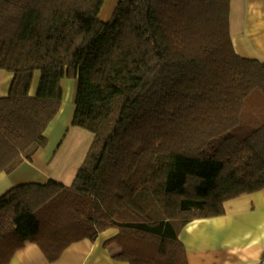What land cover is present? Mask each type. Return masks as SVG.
Instances as JSON below:
<instances>
[{
    "label": "trees",
    "instance_id": "trees-1",
    "mask_svg": "<svg viewBox=\"0 0 264 264\" xmlns=\"http://www.w3.org/2000/svg\"><path fill=\"white\" fill-rule=\"evenodd\" d=\"M105 1L0 0V173L45 147L64 78L71 126L93 136L69 186L0 195V264L28 242L55 261L110 229L115 260L188 264L186 224L264 189V61L235 53L231 0H117L102 22Z\"/></svg>",
    "mask_w": 264,
    "mask_h": 264
},
{
    "label": "crops",
    "instance_id": "crops-1",
    "mask_svg": "<svg viewBox=\"0 0 264 264\" xmlns=\"http://www.w3.org/2000/svg\"><path fill=\"white\" fill-rule=\"evenodd\" d=\"M100 18L102 21L101 14ZM229 35L237 55L264 61V0H231ZM11 80L10 73L0 70V98L8 94ZM71 91L72 95L69 93L66 97L73 107H66L63 102L44 135L58 139L64 133L66 138L72 131L76 139L71 138V145L65 149H62L63 143L52 148L49 141L30 161L21 163L10 174L0 173V195L19 184H43L50 179L66 186L72 183L93 136L83 129L67 127L74 108L76 81ZM33 92L29 90L30 95ZM62 124L67 127L66 131L62 130ZM223 206V215L193 220L180 230L179 239L185 246L188 264H263L264 189L230 199ZM115 234L116 230L110 229L93 242L72 243L55 261L47 260L36 244L28 242L8 264H128L113 259L105 246Z\"/></svg>",
    "mask_w": 264,
    "mask_h": 264
},
{
    "label": "rangeland",
    "instance_id": "rangeland-1",
    "mask_svg": "<svg viewBox=\"0 0 264 264\" xmlns=\"http://www.w3.org/2000/svg\"><path fill=\"white\" fill-rule=\"evenodd\" d=\"M116 5H117V0H106L105 1L104 5H103V7L101 9V12H100L101 17H102V22H106V21H109L110 20V17L112 15V13H113ZM100 14H99V19L101 20ZM35 76H36V80H35L36 81V86L34 88L33 84H34L35 81H33V80H34ZM33 80H32V83L33 84L31 83L30 89H31V91L34 90L33 94H35L36 93L37 86H38V81H39V72L38 71H36L34 73ZM74 83H75V80L72 79V78H64L61 81L62 103L65 102L64 104L66 105V107H69V106L72 105L71 102L67 100V97L66 96L69 93H71V95H72L71 88H72V84L74 85ZM72 107H73V105H72ZM73 110H74V108H72V111L70 113V118H69L68 124H67V127L68 128H74V127L71 126V117H72V114H73ZM62 120H65V118L62 119ZM67 127L65 128V125L62 124V127L61 128H62V130L65 128V131H66L67 130ZM84 132L89 133L86 130H84ZM71 134H72V131H69V133L67 134L66 138H65V135L66 134L64 135V133H63L62 136H59L58 137V139H56L57 136H53L52 138L46 137V140H47V143L50 141V143L53 144L51 146L52 148H54V147L56 148L59 144L63 143L62 149L63 148L65 149V148H67L68 145H71V143H72L71 140L75 136V135H73V134L71 135ZM76 137H74V138L76 139ZM81 145H82V143H81Z\"/></svg>",
    "mask_w": 264,
    "mask_h": 264
},
{
    "label": "built area",
    "instance_id": "built-area-1",
    "mask_svg": "<svg viewBox=\"0 0 264 264\" xmlns=\"http://www.w3.org/2000/svg\"><path fill=\"white\" fill-rule=\"evenodd\" d=\"M263 264H264V262H263Z\"/></svg>",
    "mask_w": 264,
    "mask_h": 264
}]
</instances>
